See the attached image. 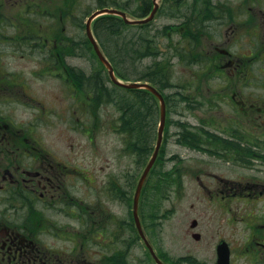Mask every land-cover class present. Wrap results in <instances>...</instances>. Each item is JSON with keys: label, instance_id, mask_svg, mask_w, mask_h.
<instances>
[{"label": "flooded vegetation", "instance_id": "af4514ba", "mask_svg": "<svg viewBox=\"0 0 264 264\" xmlns=\"http://www.w3.org/2000/svg\"><path fill=\"white\" fill-rule=\"evenodd\" d=\"M199 1L189 19L180 21L181 30L191 19L196 33L204 30L214 53L207 60L197 58L196 64L216 63L228 87L224 95H217L220 90L203 94L196 108L208 102L214 108L220 96L228 107L226 122H189L185 127L192 132L184 133L186 150L179 161H193V170L184 163L168 172L174 177L162 201L169 202L174 192L182 198L190 193L194 200L195 216L178 256L154 232L148 180L146 200L145 190L141 192L140 220L166 263L218 264L219 254L228 252L229 264H264V0ZM8 17L1 6L2 32ZM71 79L67 74L72 91L67 120L73 129L74 121L80 124L79 111L87 116L96 108L100 116L102 99L93 89L74 90ZM26 86L25 76L0 65V264H131L138 238L134 217L122 219L109 209L122 202L121 169L98 182L88 159L75 162L72 151L61 156L43 132L56 109L29 94ZM90 95L98 100H89ZM89 183L93 188L100 184L107 199L91 202Z\"/></svg>", "mask_w": 264, "mask_h": 264}, {"label": "rangeland", "instance_id": "374dc122", "mask_svg": "<svg viewBox=\"0 0 264 264\" xmlns=\"http://www.w3.org/2000/svg\"><path fill=\"white\" fill-rule=\"evenodd\" d=\"M67 1L0 0V7L3 6V9L9 13V17L5 19L4 30L3 32L0 31V37H4L3 40L5 41L0 43V52L4 51L0 53V65L4 66L7 71L23 74L27 80L25 88L29 94L43 99L48 106L55 107L56 114L52 115L46 124L47 129L43 128V132H47V136L56 144L57 152L61 156H66L72 151L75 162H80L82 158L84 161L88 159V168L98 175V182L104 181L109 172L114 174L119 169L121 172L132 170L134 173L136 172L135 157L132 158L123 154L121 136L117 132H113L111 128L113 120L119 116V112L113 104H105L101 108L102 126L99 129H92L90 134L83 126H89L92 118L80 111L78 112V115L81 116L80 124L76 125V121H74L75 127L69 128L67 117L69 115V102L71 101L69 94L72 91L70 92L69 87L64 82V75L73 73L75 78L73 88H83V73H78V71L89 72L97 64L90 59L89 56L91 55L85 51V22L82 26L80 23L86 20L87 10L94 9L99 1L69 0L73 3L75 14H77L72 20L76 21L74 24L79 25L77 29L71 30L69 27H64V22L61 24L56 21L52 22L54 12L56 11L58 15L62 9H66ZM194 2L196 1H160L162 16L156 22L169 24L165 31L166 37L158 43L160 54L168 56L171 55V50H182L183 48L185 54L190 58L187 60L184 53L180 57L172 56L171 62L173 63L170 67V75L172 76L171 84L175 88L170 87L165 93L170 96L175 95L173 100H176L177 105L168 115L171 121L165 130L162 152L164 157H169L171 160L159 161L155 166V171L162 165L166 171L173 170V167L176 170L184 163L187 168L193 170V161H179L181 153L186 150L181 141L183 137H186L184 133L188 134L189 130H178L177 121L179 123L184 121L195 122L203 118L215 124L226 122L228 107L224 100H220V96L215 98L213 104L217 105L214 108H209V102L204 103L202 108H196L199 98L203 94L208 95L211 90H220L217 95H224L228 82L225 76L221 75L219 68L215 65L216 63L202 62V60H207V56H211L213 51L212 43L204 34L201 35L193 49H190L186 41L183 40L184 36L179 30L180 24L178 22L182 20L183 15L188 12L190 6L194 5ZM227 2L232 4L239 2V0H227ZM164 14L165 16H163ZM68 18L69 16H67ZM170 31L172 33L168 36ZM60 37L72 46L71 54H67L65 48L50 50V47L57 40H60ZM46 52H52L57 61L55 63H52V60L49 61L45 57ZM197 58L202 59L198 64L195 63ZM148 61H150L149 58L145 59V63ZM67 66H70L68 70ZM176 94H179L181 99L177 98ZM222 98L224 97L222 96ZM185 101L189 105L186 109L183 107ZM26 106L28 107V105ZM186 122L184 126H186ZM90 136L93 141H90ZM153 174L150 175V184L153 183ZM170 175L174 177L172 173ZM176 178L175 176V181ZM177 184L180 182L178 181ZM100 186L99 184L94 187L96 190L92 186L87 187L91 194V202L98 197L103 200L107 199V196L101 192ZM173 196L174 198L169 202L167 200L161 202L162 204L156 209L155 216L156 232L159 233L157 238H160L164 242L165 248L170 250V254L176 257L183 248L185 232L190 227L191 219L195 213L194 209L190 207L194 201L190 193H187L185 198L178 196V193L175 192ZM128 208L129 206L123 202L121 205L117 202L109 205V209L116 212L122 219L128 216ZM187 240L191 242V245L194 244L192 237H188ZM130 258L131 264H154L148 257L142 241L133 244Z\"/></svg>", "mask_w": 264, "mask_h": 264}, {"label": "trees", "instance_id": "16d2710c", "mask_svg": "<svg viewBox=\"0 0 264 264\" xmlns=\"http://www.w3.org/2000/svg\"><path fill=\"white\" fill-rule=\"evenodd\" d=\"M131 2H133V7L130 8V12L134 16L146 15L152 4V0H132ZM124 6L128 8L126 4ZM94 30L103 51L113 63L119 77L125 80L146 79L153 82L162 91L174 87L171 84L170 59L173 55H182V50H171L170 57L165 56V54L160 55L158 42L159 38L165 35L166 30L163 26L153 27L151 24L132 25L125 23L118 16L106 15L96 20ZM84 41L87 43H85V51L91 55L89 56L90 59L97 64L89 72L78 71V73H83L82 82L85 87L99 91L105 104L111 103L114 105L119 112V116L113 125L115 131L121 136L123 154L132 158L134 156L136 167L142 166L152 152L156 140L159 119L158 102L155 96L147 90L124 88L113 84L105 67L98 60L89 40L85 39ZM194 42V33H192L189 43L193 45ZM148 57L151 58V61L145 63V59ZM173 99L172 96L170 98V95L167 98L170 112L177 105L176 100ZM177 122L178 130L184 131L185 126L179 121ZM162 160L163 158L158 159L157 163ZM155 166L152 169V173H154L153 188L151 191L148 190V194H151V198H148V200L152 201L154 232L157 231L156 209L161 205L166 191V184L173 180L166 169L162 168L163 165L156 171ZM134 183L135 172L133 173L132 170L122 172L119 195L120 200L129 206L128 217L131 219L130 206ZM145 193L146 189L144 198L146 197ZM126 226L132 231L135 230L133 223L126 222ZM132 234L134 241L136 236L134 233ZM136 240L138 241L139 238Z\"/></svg>", "mask_w": 264, "mask_h": 264}, {"label": "water", "instance_id": "95a60500", "mask_svg": "<svg viewBox=\"0 0 264 264\" xmlns=\"http://www.w3.org/2000/svg\"><path fill=\"white\" fill-rule=\"evenodd\" d=\"M154 3H155V6H154V9L152 10L150 16H148L147 18H141V19H131V18H129L127 16V14L124 11H121V10L116 9V8L104 7V8L98 9L95 12H93L90 15V17L88 18L87 32H88L89 39L91 40V42H92V44L94 46V49H95L99 59L101 60V62L108 69L109 76H110V78L112 79V81L114 83H116L118 85H121V86H124V87H128V88L142 87V88L149 89L155 95H157L158 98L160 99V104H161L160 105V125H159V130H158L157 144H156V147H155V151H154L152 157L150 158L148 164L146 165V167H145V169H144V171H143V173H142V175H141V177L139 179V182H138V186H137L135 197H134V216H135V220H136L139 232H140L141 236L144 238V240H145L147 246L149 247L152 255L154 256L156 262L158 264H165L157 256V254L155 253L152 245L147 240V238H146V236H145V234L143 232V229L141 227V223H140L139 217H138V202H139V196H140L141 188L143 186L144 180H145L150 168L152 167V165H153V163H154V161L156 159V156H157V153H158L159 147L161 145V141H162L163 129H164L165 121H166V104H165V100H164L162 94L155 87H153L152 85H150L147 82H137V81L124 82V81L120 80L117 77L116 73H115V70H114V67H113L112 63L110 62V60L105 56V54L101 50V48H100V46H99L94 34L91 31V28H90L91 21L93 20V18L96 17L97 15L103 14V13L119 14L125 19L126 22H129V23L146 22V21L150 20L153 17V15H154V13H155V11L157 9V6H158L157 0H154ZM219 264H228V254L226 255V254L220 253Z\"/></svg>", "mask_w": 264, "mask_h": 264}]
</instances>
